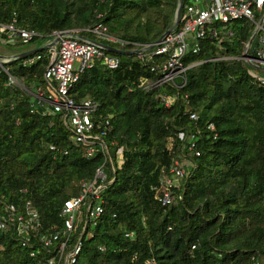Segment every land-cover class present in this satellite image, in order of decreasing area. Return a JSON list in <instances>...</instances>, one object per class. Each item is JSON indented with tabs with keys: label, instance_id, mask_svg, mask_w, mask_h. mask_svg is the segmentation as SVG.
<instances>
[{
	"label": "trees",
	"instance_id": "obj_1",
	"mask_svg": "<svg viewBox=\"0 0 264 264\" xmlns=\"http://www.w3.org/2000/svg\"><path fill=\"white\" fill-rule=\"evenodd\" d=\"M193 1L183 0L180 24ZM177 7L178 0H0V23L15 18L17 27L41 35L27 44L45 45L55 30L83 40L91 37L85 28L97 22L118 38L150 43L173 25ZM253 29L247 20H237L233 36L220 44L207 38L197 55H187L186 62L204 61L187 71L181 97L169 107L159 93L176 90L136 86L134 81L151 73L135 54H116L115 70L98 62L73 84L70 96L95 99L111 125L103 137L111 182L101 193L103 214L87 226L93 235L84 238L83 262L264 264V81L242 60H208L241 56ZM24 45L0 43V48L13 46L15 55L40 46ZM0 55V218L7 204L21 211L30 202L42 231L58 229L64 202L79 193L81 180L94 177L105 157L101 152L86 157L61 114L40 109L35 94L47 93V57L23 64L2 50ZM181 155L187 158L186 174L173 187V203L163 205L155 188ZM0 264L40 263L11 229L0 231Z\"/></svg>",
	"mask_w": 264,
	"mask_h": 264
},
{
	"label": "built area",
	"instance_id": "obj_2",
	"mask_svg": "<svg viewBox=\"0 0 264 264\" xmlns=\"http://www.w3.org/2000/svg\"><path fill=\"white\" fill-rule=\"evenodd\" d=\"M237 20H247L257 28L253 39L255 44L252 45V42L247 57L218 55L208 60H242L248 68L252 66L264 72V0H194L186 6L181 24L179 20L178 25L159 41L157 39L150 43H136L118 38L101 22L88 26L85 31L91 36L88 39L96 42L119 49L127 47L126 51L137 50L135 55L141 63L149 65L151 76H140L134 81L136 86L147 92L164 86L176 90L173 93L166 90L159 93L160 102L169 107L181 97L178 90L187 83V71L204 61L198 59L186 62V56L197 55L202 42L207 38L220 44L224 39L233 36V23ZM15 21L13 18L10 23H0L1 44H27L41 36L34 30L17 27ZM60 32L62 31L55 30L51 35L55 38ZM45 50L43 54L34 53L22 59L23 64H32L43 56L48 58L43 72L47 81V93L38 91L35 94L40 109L43 113L61 114L64 123L72 131L74 142L81 146L86 157L101 152L105 158L96 168L94 177L81 180L79 193L64 202L60 210L62 225L58 229L42 231L37 210L30 202H26L21 211L14 204L4 207L6 215L0 218V231L12 229L19 244L27 249L29 257L37 263L86 264L80 259L84 238L93 235L87 226L96 224L103 214L104 201L101 193L111 182L105 169L110 157L103 139L111 125L109 117L98 112L99 104L95 99L83 98L76 101L70 96L69 90L80 75L96 63L101 62L107 69L115 70L120 65V59L92 41L79 40L68 35L60 36L54 46ZM250 73L264 81V74ZM9 78L16 82L12 77ZM183 98L188 102L186 94ZM189 116L197 119L195 113ZM208 128L213 129V124H209ZM167 147L170 149L171 143ZM193 147L194 143H190L188 149L192 151ZM50 149H54V146L51 145ZM118 162L121 163L122 159ZM186 165L182 160L174 158L168 174L161 175L155 188V196L163 205H169L175 200L173 182L185 176ZM109 170L115 172L112 164ZM125 235L131 237L132 233ZM253 264L259 262L255 260Z\"/></svg>",
	"mask_w": 264,
	"mask_h": 264
},
{
	"label": "water",
	"instance_id": "obj_3",
	"mask_svg": "<svg viewBox=\"0 0 264 264\" xmlns=\"http://www.w3.org/2000/svg\"><path fill=\"white\" fill-rule=\"evenodd\" d=\"M182 4H183V0H178V7H177V10H176V14H175V20L173 22V25L168 28L163 34H161V36H159L158 40L159 41L164 35H166L168 32H170L172 29H174L178 23H179V20H180V14H181V10H182ZM258 24L260 25L261 24V20H259ZM256 31H257V28H254L253 30V33L251 34L244 50H243V53H242V57H247V54H248V50L253 42V39L255 37V34H256ZM62 35H69V32L67 31H62L60 32V34L58 36H56L50 43L49 45H45L43 47H38V48H32V49H29L27 51H24V52H21L19 54H15V55H11L10 59L11 60H21V59H24L26 58L27 56L31 55V54H34L36 53L37 51H41L43 49H46L50 46H54V44L59 40L60 36ZM89 40V41H92L93 43L103 47L104 49H106L107 51L109 52H112V53H115V54H122V53H130V54H135L137 52V50H130V51H126V50H122V49H119V48H116V47H113V46H109V45H106V44H103L101 42H96L94 40H91V39H88V38H83V40ZM3 56L0 55V64H1V58Z\"/></svg>",
	"mask_w": 264,
	"mask_h": 264
},
{
	"label": "rangeland",
	"instance_id": "obj_4",
	"mask_svg": "<svg viewBox=\"0 0 264 264\" xmlns=\"http://www.w3.org/2000/svg\"><path fill=\"white\" fill-rule=\"evenodd\" d=\"M44 44H45V43H44ZM36 45L45 46V45L42 44V41H40V40H35V41L32 42L31 44H26V45H24V48H32V47H34V46H36ZM40 46H39V47H40ZM2 49H6V50H7V53H11V54H12L13 51L16 50V48L13 47V46H11V47H1L0 50H2ZM44 52H45V50H44ZM248 69H249L253 74H264L263 72H261L260 70H256V69H255L254 67H252V66H249ZM16 82L19 83L20 81L16 80ZM188 154H190V153H188ZM177 159L182 160V161L184 162V165H186V163H187V158H186L185 156H183V155L178 156ZM185 171H186V170H185ZM179 180H180V179L174 180V182H173L174 186L178 183Z\"/></svg>",
	"mask_w": 264,
	"mask_h": 264
},
{
	"label": "crops",
	"instance_id": "obj_5",
	"mask_svg": "<svg viewBox=\"0 0 264 264\" xmlns=\"http://www.w3.org/2000/svg\"><path fill=\"white\" fill-rule=\"evenodd\" d=\"M2 53L5 57H10L12 55L11 53H7L6 49H2Z\"/></svg>",
	"mask_w": 264,
	"mask_h": 264
}]
</instances>
